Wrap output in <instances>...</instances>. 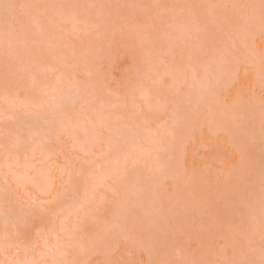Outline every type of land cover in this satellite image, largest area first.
<instances>
[{
  "label": "snow or ice",
  "instance_id": "snow-or-ice-1",
  "mask_svg": "<svg viewBox=\"0 0 264 264\" xmlns=\"http://www.w3.org/2000/svg\"><path fill=\"white\" fill-rule=\"evenodd\" d=\"M257 38L264 0H0V264H264Z\"/></svg>",
  "mask_w": 264,
  "mask_h": 264
},
{
  "label": "rangeland",
  "instance_id": "rangeland-1",
  "mask_svg": "<svg viewBox=\"0 0 264 264\" xmlns=\"http://www.w3.org/2000/svg\"><path fill=\"white\" fill-rule=\"evenodd\" d=\"M101 2H105V0H101ZM110 2H140V0H110ZM168 2H183V0H168ZM256 48L258 50L264 49V40H261L257 38L256 40ZM123 53L120 50H117L113 53L112 56V68L110 71V79L114 82H120L126 78V75L129 70V64L124 63L122 61ZM248 78L244 76V74H241V80H240V88H244L247 84ZM228 145L224 144L221 148V151H228ZM193 153H194V147H190L188 151V163L191 164V161L193 159Z\"/></svg>",
  "mask_w": 264,
  "mask_h": 264
}]
</instances>
